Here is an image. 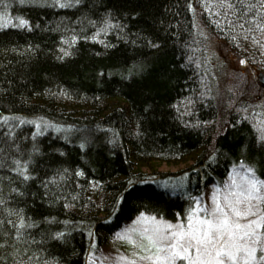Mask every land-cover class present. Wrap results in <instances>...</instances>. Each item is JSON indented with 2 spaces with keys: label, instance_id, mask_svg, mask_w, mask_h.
I'll use <instances>...</instances> for the list:
<instances>
[{
  "label": "trees",
  "instance_id": "trees-1",
  "mask_svg": "<svg viewBox=\"0 0 264 264\" xmlns=\"http://www.w3.org/2000/svg\"><path fill=\"white\" fill-rule=\"evenodd\" d=\"M0 13V264H90L140 211L175 220L244 147L264 177L263 103L220 87L206 44L264 72V0H0ZM188 155L172 172L138 163Z\"/></svg>",
  "mask_w": 264,
  "mask_h": 264
},
{
  "label": "snow or ice",
  "instance_id": "snow-or-ice-1",
  "mask_svg": "<svg viewBox=\"0 0 264 264\" xmlns=\"http://www.w3.org/2000/svg\"><path fill=\"white\" fill-rule=\"evenodd\" d=\"M24 2L20 0L21 4ZM17 19L20 27L29 26L28 19ZM10 24L12 21L0 13V27ZM75 42L74 36L72 43ZM62 51L70 55L67 49ZM135 68L143 71L142 66ZM0 120L6 118L0 116ZM259 149L264 150V135L259 137ZM246 151V147L242 148L223 187L214 186L209 200L204 199L203 192L196 197L186 193L189 207L183 213H175V221L162 214L140 211L133 221L136 227L125 229V233H136L128 240L138 250H133L130 257H121L118 264L125 260L128 264H264V177L257 174L256 162L245 158ZM214 156L215 153L209 159ZM16 164L13 171L27 179L28 161L17 160ZM20 223L23 225L24 221ZM53 235L62 237L61 232Z\"/></svg>",
  "mask_w": 264,
  "mask_h": 264
},
{
  "label": "rangeland",
  "instance_id": "rangeland-1",
  "mask_svg": "<svg viewBox=\"0 0 264 264\" xmlns=\"http://www.w3.org/2000/svg\"><path fill=\"white\" fill-rule=\"evenodd\" d=\"M206 44L208 47V53L215 58L218 66V84L222 88H235V91H253L264 106V86L258 81L257 72L250 70L248 67L240 64V62L233 56L232 52L224 45V43L214 37L213 35L206 34ZM263 72V71H262ZM254 86L257 88H254ZM191 162V157L185 156L175 161H162V160H141L138 161L140 168L143 171L149 172L152 168H155L159 172H172L182 169ZM232 171V169H231ZM222 181L219 186L223 187ZM213 185L209 187L204 193V199L209 200L211 196ZM195 195L193 197H196ZM181 218H184L183 216ZM123 225L118 231L114 233L111 242L104 246L96 257H91L90 264H118L121 261V257L131 256L133 250H138L135 245L130 244L128 236H135L136 233H125V229L129 227H136L133 225V221ZM175 221V220H172ZM122 264H128V261H123Z\"/></svg>",
  "mask_w": 264,
  "mask_h": 264
},
{
  "label": "water",
  "instance_id": "water-1",
  "mask_svg": "<svg viewBox=\"0 0 264 264\" xmlns=\"http://www.w3.org/2000/svg\"><path fill=\"white\" fill-rule=\"evenodd\" d=\"M257 77H258V81L262 84V86H264V72L259 71L257 73Z\"/></svg>",
  "mask_w": 264,
  "mask_h": 264
}]
</instances>
